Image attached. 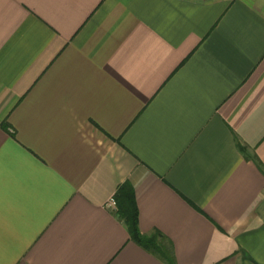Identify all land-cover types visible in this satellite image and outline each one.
Instances as JSON below:
<instances>
[{
  "label": "crops",
  "instance_id": "1",
  "mask_svg": "<svg viewBox=\"0 0 264 264\" xmlns=\"http://www.w3.org/2000/svg\"><path fill=\"white\" fill-rule=\"evenodd\" d=\"M124 183L175 264H264V0H0V264H166Z\"/></svg>",
  "mask_w": 264,
  "mask_h": 264
},
{
  "label": "trees",
  "instance_id": "2",
  "mask_svg": "<svg viewBox=\"0 0 264 264\" xmlns=\"http://www.w3.org/2000/svg\"><path fill=\"white\" fill-rule=\"evenodd\" d=\"M237 147L241 152H245V148L240 144H237ZM115 195V215L124 223L130 240L156 255L166 264H175L170 248L162 245V238L159 233L145 235L140 232L135 197L131 187L127 183H124L119 187Z\"/></svg>",
  "mask_w": 264,
  "mask_h": 264
},
{
  "label": "built area",
  "instance_id": "3",
  "mask_svg": "<svg viewBox=\"0 0 264 264\" xmlns=\"http://www.w3.org/2000/svg\"><path fill=\"white\" fill-rule=\"evenodd\" d=\"M105 206L111 209H114L116 207V200L114 196H111L105 203Z\"/></svg>",
  "mask_w": 264,
  "mask_h": 264
}]
</instances>
